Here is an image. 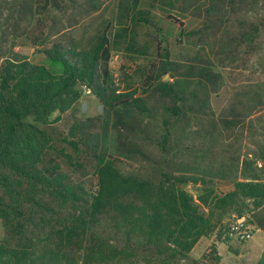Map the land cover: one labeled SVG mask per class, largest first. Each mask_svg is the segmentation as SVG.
<instances>
[{"label":"trees","instance_id":"1","mask_svg":"<svg viewBox=\"0 0 264 264\" xmlns=\"http://www.w3.org/2000/svg\"><path fill=\"white\" fill-rule=\"evenodd\" d=\"M32 1L24 4L32 8ZM190 1L121 2L115 25L84 43L42 48L40 63L2 56L0 264H220L213 246L200 258L191 252L226 216L245 217L264 232V145L253 158L239 153L252 112L244 114L247 106L236 101L216 111L210 96L219 74L212 66L174 60L163 29L146 39L155 28L146 5L181 24L175 15ZM30 18L40 21L39 14ZM116 52L146 63L135 75L116 77ZM86 90L103 106L99 126L75 120L61 129L62 115ZM112 121L142 135L148 147L132 137L120 153L103 148L97 130ZM118 155L147 165L125 168ZM179 155L192 157L187 167ZM82 157L96 163L87 186L62 164ZM215 178L232 180L233 188L217 193ZM188 183L202 192L194 197Z\"/></svg>","mask_w":264,"mask_h":264},{"label":"rangeland","instance_id":"2","mask_svg":"<svg viewBox=\"0 0 264 264\" xmlns=\"http://www.w3.org/2000/svg\"><path fill=\"white\" fill-rule=\"evenodd\" d=\"M25 1L0 0V34H3L0 35V61L2 56H17L27 57L34 64L40 63L45 58L42 48L52 45L68 48L71 43L86 42L98 30L115 25L118 4H132L135 0H59L58 7L54 0H38V3L30 4L32 8L26 6ZM137 1L140 4L144 0ZM146 6L155 22V28L146 36L148 41L158 37V28L163 29L168 34L166 47L174 60L208 63L219 74L217 87L210 96L214 109L220 111L236 101L242 108L247 106L248 109L242 110L244 114L252 112L246 124L254 129L249 126L245 131L239 153L242 157L253 158L264 145V0H191L189 6L179 8L176 13L179 16L175 15L181 24L171 23L156 4ZM30 13L40 15L38 24L30 18ZM192 31L196 34H190ZM145 63L144 58L133 60L127 53L116 52L110 67L116 77L123 73L127 78L135 75L134 71ZM164 78L168 79V75ZM248 91H251L253 101L246 98ZM253 110L258 112L253 113ZM103 114L102 104L86 90L72 109L62 115L59 127L64 129L75 120L88 119L99 126ZM103 127L97 131L101 135V146L109 152L117 147L125 149L128 138L141 141L143 137L120 128L114 121ZM236 135L237 132L231 133L228 141L235 140ZM141 142L148 147L145 140ZM150 151L157 156L156 150ZM117 153L120 152L117 150ZM65 154L73 153L67 150ZM118 157L121 159L119 164L125 168L141 170L147 165L141 158L130 161L124 156ZM177 158L184 167L192 160L189 155ZM77 160L75 158L69 165L67 162L62 164H66L75 183L93 184L95 160L83 157ZM231 181L215 178L213 188L217 193L227 192L233 188ZM185 188L194 197L202 192L200 184L188 183ZM236 219L235 215L226 216L210 235L198 241L191 255L200 258L213 246L221 257L220 264H258L264 251V232L256 230L252 239L242 243L231 230ZM2 232L0 221V240Z\"/></svg>","mask_w":264,"mask_h":264},{"label":"built area","instance_id":"3","mask_svg":"<svg viewBox=\"0 0 264 264\" xmlns=\"http://www.w3.org/2000/svg\"><path fill=\"white\" fill-rule=\"evenodd\" d=\"M231 230L238 241L244 243L252 239L257 229L254 225L248 223L245 217H241L231 224Z\"/></svg>","mask_w":264,"mask_h":264},{"label":"crops","instance_id":"4","mask_svg":"<svg viewBox=\"0 0 264 264\" xmlns=\"http://www.w3.org/2000/svg\"><path fill=\"white\" fill-rule=\"evenodd\" d=\"M257 231H260V230H257Z\"/></svg>","mask_w":264,"mask_h":264}]
</instances>
